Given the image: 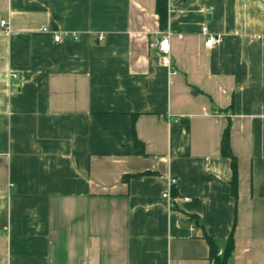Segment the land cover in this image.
I'll return each mask as SVG.
<instances>
[{
	"label": "crops",
	"instance_id": "obj_1",
	"mask_svg": "<svg viewBox=\"0 0 264 264\" xmlns=\"http://www.w3.org/2000/svg\"><path fill=\"white\" fill-rule=\"evenodd\" d=\"M168 1L0 0V264H264V0Z\"/></svg>",
	"mask_w": 264,
	"mask_h": 264
},
{
	"label": "trees",
	"instance_id": "obj_2",
	"mask_svg": "<svg viewBox=\"0 0 264 264\" xmlns=\"http://www.w3.org/2000/svg\"><path fill=\"white\" fill-rule=\"evenodd\" d=\"M156 12L159 16L160 27L161 30H166L169 24V1L168 0H157L156 3ZM230 127L231 120L229 119V124L224 131L223 140H222V154L224 157L229 158L231 160V166L233 171V181H232V191L233 194L237 195L238 189V160L233 155L230 148ZM133 134L134 132V123H133ZM174 196H176V189L173 190ZM206 240L210 245L211 250V259L214 264H229L233 253H234V239L231 235L228 239L225 248L223 249L222 255L219 254L220 248L212 238L206 236Z\"/></svg>",
	"mask_w": 264,
	"mask_h": 264
},
{
	"label": "built area",
	"instance_id": "obj_3",
	"mask_svg": "<svg viewBox=\"0 0 264 264\" xmlns=\"http://www.w3.org/2000/svg\"><path fill=\"white\" fill-rule=\"evenodd\" d=\"M6 24H7L6 21L1 22L2 27H5ZM203 34L204 35L208 34L207 28L203 29ZM172 35L173 34L169 30V28L161 31V36L156 41V43L154 45L157 48L159 55L163 58L168 59V60L171 57V38H172ZM64 36L65 35H63V34H56L55 35V41L60 42L64 38ZM100 39H102V38H100ZM218 43H219V37L218 36L209 35L206 37L205 47L211 48V47H214L215 45H217ZM173 73L176 74L177 72L175 71ZM178 183H179L178 178L171 176L168 180L167 189L163 193V198L168 202L170 210H173L175 208L177 201L179 200L178 197L174 196V194H173V190L178 187ZM184 200L189 201L188 198H185ZM222 252H223V250H221L219 252V254L222 255Z\"/></svg>",
	"mask_w": 264,
	"mask_h": 264
}]
</instances>
